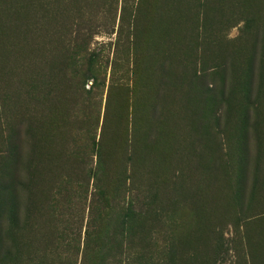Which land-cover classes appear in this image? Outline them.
<instances>
[{"label":"rangeland","instance_id":"rangeland-1","mask_svg":"<svg viewBox=\"0 0 264 264\" xmlns=\"http://www.w3.org/2000/svg\"><path fill=\"white\" fill-rule=\"evenodd\" d=\"M0 264H264V0H0Z\"/></svg>","mask_w":264,"mask_h":264}]
</instances>
